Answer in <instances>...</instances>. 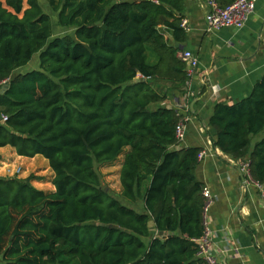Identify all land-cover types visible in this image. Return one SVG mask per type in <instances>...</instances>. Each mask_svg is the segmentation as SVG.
<instances>
[{"label":"trees","instance_id":"obj_1","mask_svg":"<svg viewBox=\"0 0 264 264\" xmlns=\"http://www.w3.org/2000/svg\"><path fill=\"white\" fill-rule=\"evenodd\" d=\"M45 2L72 35L53 36L38 0H0V147L42 156L54 187L0 177V264H207L196 242L201 148L180 146L181 113L151 108L166 95L158 83L183 93L189 79L164 36L186 40L183 0ZM35 54L36 69L15 72ZM208 124L213 145L247 161L264 194V137L252 143L264 130V75L247 97L216 104ZM120 155L114 196L95 164Z\"/></svg>","mask_w":264,"mask_h":264},{"label":"crops","instance_id":"obj_2","mask_svg":"<svg viewBox=\"0 0 264 264\" xmlns=\"http://www.w3.org/2000/svg\"><path fill=\"white\" fill-rule=\"evenodd\" d=\"M183 5L186 40L177 43L161 29L165 39L178 48L177 56L181 49L197 55L198 67L183 93L167 82L158 83L159 89L164 85L166 95L151 108L167 107L183 116L187 114L180 146L200 147L204 152L194 173L211 193V203L203 212V226L211 238V253L220 264H264L263 191L242 172V161L213 145L215 131L208 124L216 104H232L247 97L254 83L264 75V0L255 1L243 28L214 31L207 30L208 7L204 0H183ZM37 66L38 62L29 63L15 72L30 71ZM262 137L264 130L252 138V143ZM120 156L117 193H120L119 169L123 158ZM149 226L153 230L152 222Z\"/></svg>","mask_w":264,"mask_h":264},{"label":"built area","instance_id":"obj_3","mask_svg":"<svg viewBox=\"0 0 264 264\" xmlns=\"http://www.w3.org/2000/svg\"><path fill=\"white\" fill-rule=\"evenodd\" d=\"M208 12L205 16V21L208 31H214L221 28H234L241 29L244 27L245 22L247 21L250 13L254 9L256 0H235L226 7H220L217 3V0H204ZM186 20L181 22V26L186 28ZM178 57L185 63L187 76L192 78L198 67V57L194 54L193 51L187 49H181L178 52ZM189 81H187L188 83ZM8 85V79L2 80L0 82V92H2ZM188 109V108H187ZM186 109V113L188 110ZM187 114L183 116L184 120L180 121L175 127V136L179 141H183L185 134V121ZM6 119L5 116L2 118ZM204 155V152L198 154V158H201ZM240 168L245 176L249 177L248 162L242 161ZM251 180V179H250ZM257 185V184H256ZM257 187H259L257 185ZM202 196L205 199L203 206V212L208 209V206L211 203V193L208 187H203ZM207 230L204 226V235L202 238L198 239L196 242L199 246V255L207 262V264H220L217 258L211 253V238L206 234Z\"/></svg>","mask_w":264,"mask_h":264},{"label":"rangeland","instance_id":"obj_4","mask_svg":"<svg viewBox=\"0 0 264 264\" xmlns=\"http://www.w3.org/2000/svg\"><path fill=\"white\" fill-rule=\"evenodd\" d=\"M3 1V0H2ZM42 10L46 12L51 19V26L53 31V36H64L72 35L73 28L61 27L57 21V13L53 12L48 3L45 0H38ZM26 5L24 4V7ZM38 62V54L33 55L30 65ZM164 84V83H161ZM159 84V85H161ZM166 86V85H165ZM164 89L161 87L160 89ZM162 89V91H163ZM164 92V91H163ZM119 156L116 161L109 164L96 165V170L99 174L100 185L105 190H109L114 196H117V175ZM29 175L40 177V179L33 180L31 183L40 189L49 191L53 188L51 184V179L53 177V172L48 167L47 161L40 155H36L33 158L22 157L18 158L14 150L9 147H0V177H11L16 176L18 178H25ZM138 207V206H137ZM139 208V207H138Z\"/></svg>","mask_w":264,"mask_h":264},{"label":"water","instance_id":"obj_5","mask_svg":"<svg viewBox=\"0 0 264 264\" xmlns=\"http://www.w3.org/2000/svg\"><path fill=\"white\" fill-rule=\"evenodd\" d=\"M194 102V101H193ZM193 104V103H192ZM192 104H191V106H192ZM159 234H162L161 232H159Z\"/></svg>","mask_w":264,"mask_h":264}]
</instances>
